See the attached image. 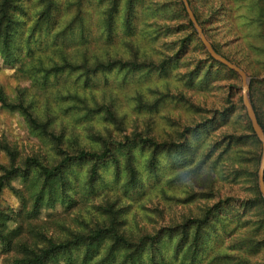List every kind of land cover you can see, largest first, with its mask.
Wrapping results in <instances>:
<instances>
[{
    "label": "rangeland",
    "instance_id": "obj_1",
    "mask_svg": "<svg viewBox=\"0 0 264 264\" xmlns=\"http://www.w3.org/2000/svg\"><path fill=\"white\" fill-rule=\"evenodd\" d=\"M192 1L209 41L246 72L249 97L256 96L264 120V0ZM21 2L28 11L42 7L38 0ZM56 2L51 30L35 28L27 48L13 51L18 61H8L0 52V92L9 102L26 106L47 131L29 123L21 110L0 104V143L14 148L18 159L35 154L49 163L58 157L52 137L70 151L98 150L103 138L122 140L135 132L159 146L135 151L134 188L123 186V169L115 176L113 159L100 165L93 183L86 181L91 162L73 165L67 193L27 219L28 226L66 236L102 221L103 209L114 203L122 208L125 229L135 235L154 233L201 215L219 201L220 212L207 228L201 252L189 257L185 243L173 259L174 241L166 238V254L158 264H264L262 211L244 205L253 193L249 171L258 170L262 147L250 130L238 74L208 60L178 0ZM24 19L17 39L25 42L34 20ZM55 32L60 34L54 37ZM63 56L71 64L88 66L71 69ZM54 64L60 68L54 70ZM94 64L99 69L87 73ZM153 150L154 168L147 165ZM119 158L123 161V155ZM0 162H8L2 149ZM34 180L32 173L13 179L0 194V205L15 211L20 197L31 203ZM256 182L258 187L257 171ZM2 259L0 253V264ZM52 264L80 262L61 257Z\"/></svg>",
    "mask_w": 264,
    "mask_h": 264
},
{
    "label": "trees",
    "instance_id": "obj_2",
    "mask_svg": "<svg viewBox=\"0 0 264 264\" xmlns=\"http://www.w3.org/2000/svg\"><path fill=\"white\" fill-rule=\"evenodd\" d=\"M18 1L0 0V52L4 57H8L6 60L11 62L18 61L17 57L13 55V51L14 53H20L22 47L27 48V44L31 41L29 40V34L35 28L45 27V32L51 30L53 14L57 12L56 0H38L42 7L33 11L25 10L24 4L22 6V2L17 3ZM192 2V0H188L199 25L208 39L204 21L200 19V15L196 12ZM178 4L180 5V11L186 18V23L195 35V29L188 19L181 0H178ZM219 5H221L220 8H224L222 1ZM28 16H32L34 23L27 29L28 35L25 38V42L20 40L23 43L21 44L19 39H17L22 32L19 29L21 22L24 23V18ZM77 17L78 13L76 12L71 20H75ZM42 23L45 26H41ZM63 31L61 30V32ZM59 34L55 32L54 37ZM210 43L221 54L216 44L211 41ZM184 44V40H182L181 46ZM221 55L228 58L224 54ZM63 58L64 62L68 60L65 56ZM208 60L219 63L209 54ZM112 64L109 63V65ZM67 66L71 69H78L83 66L87 67L88 64L83 62L81 65H75L67 61ZM59 68L58 65L54 64V70ZM98 69L99 66L94 64L92 69L87 68V73L90 70L96 72ZM250 100L258 122L264 131V120L261 116L262 106L254 93L253 98ZM0 104L11 110H21L29 123L36 128L42 127L44 131H47L46 124L37 122L38 120L33 117V114L26 106L20 102H9L1 92ZM46 121H50V119L47 118ZM186 130H189V128H186L184 132ZM250 130L253 131L251 125ZM252 135L254 136V133ZM52 138L58 157L51 163L35 154L18 159L14 148L10 147L6 142L0 143V149L8 157L7 163L0 162V194L4 188L10 186L13 179L26 177L30 173H32L37 186V190L31 195V203L20 197L21 206L15 211L0 205V253L3 254L2 264H52L61 257L69 263L74 262L77 257L80 264H158L166 254L165 248H163L166 238L174 241L172 248L173 259L179 257L180 249L185 243H187L185 252L189 253V257L194 258L197 253L201 252L207 240V228L213 224V219L220 212L219 206L221 202L219 201L207 206L201 215L187 217L177 225L167 228L161 227L154 233L144 232L135 235L134 232L132 233L125 229L126 225L123 223L125 225L123 226L120 220V217L123 216L122 208H116L114 203L105 206V209H103L105 216L102 221H98L93 227H89L86 230L70 231L66 236L47 235L45 231L39 230L35 226H28L27 219L36 218L44 205L48 206V204L55 202L60 193H67V186L65 187V185L66 183L68 184V172L73 165H81L87 161L91 162V165L86 170V181L87 183H93L99 178L100 165L106 163L108 159H113L115 176L118 177L120 170L123 169L124 185H122L134 188L138 181L135 151L138 149L140 153H143L148 147H152L155 150L159 146V143L153 138L139 132H135L132 137L125 136L122 140L103 138L98 150L84 147H77L71 151L62 149L57 144L60 138ZM154 150L147 160V165L153 168L156 157V151ZM119 151L120 153H118ZM119 155H123V161L120 160ZM242 163L244 162L240 161L239 164ZM245 164H249V159L245 160ZM256 171L257 169L249 171L253 193L251 198H247L244 201V205L247 203L251 206L258 205L260 211H262V221L264 223L263 197L257 187ZM13 190L18 194L16 189ZM14 222L16 225L12 228L11 224ZM250 242L249 238L247 246L250 245ZM74 251H77L78 254H75ZM219 257H214L213 260L219 259Z\"/></svg>",
    "mask_w": 264,
    "mask_h": 264
},
{
    "label": "water",
    "instance_id": "obj_3",
    "mask_svg": "<svg viewBox=\"0 0 264 264\" xmlns=\"http://www.w3.org/2000/svg\"><path fill=\"white\" fill-rule=\"evenodd\" d=\"M182 3L185 7V10L187 12L188 18L191 21L201 43L203 44L204 48L208 52V54L217 62L225 65L229 69L235 71L238 76L241 79V84H242V102L245 107V111L247 114V117L250 121L251 128L256 135L257 139L261 143L262 147V154H261V159H260V164L257 170V178H258V188L259 191L263 197V205H264V131L261 127V125L258 122L257 116L255 114V111L253 109L250 97H249V77L247 76L246 72L240 68L238 65L235 63L231 62L228 60L226 57L223 55L219 54L210 41L207 39L205 36L201 26L199 25L189 3L188 0H182Z\"/></svg>",
    "mask_w": 264,
    "mask_h": 264
}]
</instances>
